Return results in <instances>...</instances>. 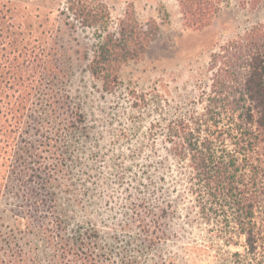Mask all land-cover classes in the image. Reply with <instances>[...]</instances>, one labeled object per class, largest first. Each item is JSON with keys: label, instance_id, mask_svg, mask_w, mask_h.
<instances>
[{"label": "rangeland", "instance_id": "1", "mask_svg": "<svg viewBox=\"0 0 264 264\" xmlns=\"http://www.w3.org/2000/svg\"><path fill=\"white\" fill-rule=\"evenodd\" d=\"M81 1L103 12L110 32L131 11L142 25L156 21L159 31L138 61L120 67L119 85L105 93L87 69L103 31L72 20L65 0L14 2L18 40L24 38L27 48L40 43L48 48L51 60L64 68L56 92L84 114L81 130L63 136L69 160L53 188L67 218L64 237H85L93 229L94 250L108 264H264L262 248L248 253L242 237L226 246L210 231L196 217L182 185L173 186L171 174L159 181L164 170L155 164L158 157L145 135L152 123L165 124L206 105L212 79L228 68L224 58L215 66L212 54L264 24V0L244 7L229 1L202 30L183 27L175 0ZM7 186L0 197V258L5 257L4 238L17 225L24 232L14 234V244L28 264H55L41 229L25 230V220L9 216L22 199L13 183ZM163 210L166 214L157 219ZM142 217L166 233L151 241L138 227L136 219Z\"/></svg>", "mask_w": 264, "mask_h": 264}, {"label": "trees", "instance_id": "2", "mask_svg": "<svg viewBox=\"0 0 264 264\" xmlns=\"http://www.w3.org/2000/svg\"><path fill=\"white\" fill-rule=\"evenodd\" d=\"M65 1L72 20L103 31L87 69L102 91L111 93L119 85L120 67L143 56L159 24L142 25L131 11L119 21L117 31L110 32L103 26L102 11L81 0ZM175 1L183 27L191 30L210 26L229 1L242 7L257 2ZM14 2L0 0V197L8 182L16 186L22 200L9 216L25 220V230L41 229L53 248L55 264H108L94 250L93 229L85 237H64L67 218L53 188L69 160L63 136L81 130L84 114L56 92L64 68L51 60L48 48L42 43L27 48L24 38L18 40L12 21ZM219 51L212 54L214 65L224 58L228 68L212 79L206 105L165 124L152 123L145 135L151 154L158 157L155 164L164 170L159 181L171 174L173 186L182 185L196 217L210 231L224 238L226 246L237 245L233 239L242 237L243 247L255 254L264 250V24ZM178 197L174 199L182 198ZM165 214L163 210L157 219ZM136 220L151 241L166 233L157 222ZM22 230L11 226L1 246L5 257L0 264L29 263L14 244V234Z\"/></svg>", "mask_w": 264, "mask_h": 264}]
</instances>
